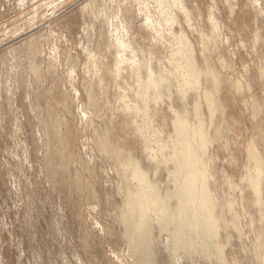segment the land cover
Segmentation results:
<instances>
[{
	"label": "rangeland",
	"instance_id": "rangeland-1",
	"mask_svg": "<svg viewBox=\"0 0 264 264\" xmlns=\"http://www.w3.org/2000/svg\"><path fill=\"white\" fill-rule=\"evenodd\" d=\"M175 1L187 13L176 9L178 24L169 27L155 0H0V264H208L204 250L189 258L158 228L151 247L142 242L145 256L130 251L137 236L128 199L137 186L126 162L133 155L160 190L172 191L169 169H157L148 156L171 152L172 110L185 115L194 103V95L182 101L176 86L170 99L145 108L135 99L139 77L132 63H142V78L158 75L170 67L181 34L199 65L214 66L224 81L227 104L218 120L228 148L214 143L207 155L212 151V173L218 170L212 178L218 184L211 182L217 214L225 223L235 215L240 222L221 229L226 261L264 264V177L260 206L245 180L255 169L250 143L264 168V0ZM148 9L162 23L160 34L145 26ZM119 41L141 49L134 54ZM137 106L145 110L136 113ZM138 126L146 128L148 145ZM100 143L111 145L110 153ZM228 204L233 214L222 212Z\"/></svg>",
	"mask_w": 264,
	"mask_h": 264
},
{
	"label": "bare ground",
	"instance_id": "bare-ground-1",
	"mask_svg": "<svg viewBox=\"0 0 264 264\" xmlns=\"http://www.w3.org/2000/svg\"><path fill=\"white\" fill-rule=\"evenodd\" d=\"M155 2H157L158 8L160 9V19L163 21L161 22L169 27L178 24V18L174 12L176 9L186 12V9L180 1L155 0ZM252 2L256 3L257 0H253ZM145 13V26L149 29L155 28V31L159 33L156 26L158 25L161 27L162 23L155 24L157 21H154L149 9ZM214 21L215 20H213V22ZM216 26H214V32L217 34ZM175 38L176 37H174V39ZM213 39L208 38L207 41L214 42L217 38L215 37V40ZM177 40L179 42L177 54H175L174 59L170 61V67L164 66L158 75H155L154 72L151 71L150 74H147L146 78H142V63L136 59L132 63L133 69L139 77L135 99L145 102V108H147L149 104L158 105V103L164 101L166 98L170 99L172 87L176 86L178 95L182 101H188L190 95H194V103L191 112H187L185 115H180L178 112L172 110L175 115V120L173 122L175 132L170 138V145H172L171 152L167 155L161 154V157L148 156L152 162L156 161L157 169H169L168 184L172 185V191H170L169 188L162 189L163 191L160 190L159 187L150 180V170L144 169L141 161L136 159L133 155H131L126 162V167L131 169L128 180L137 186V191L131 193L128 199V204L130 203L128 205L130 206L128 213L135 219V231L137 236V238L133 237L131 240L130 251L136 255L145 256L141 249L142 242L148 241L151 247V235H153L158 228L159 232L162 234L166 232V236L170 238L172 247L175 251H183L181 254L187 256L189 254L191 256H200L199 251L204 250V258L208 264H228L229 261H226L225 253L226 242H224L222 237L221 229L224 226H227L225 230L228 228L237 229L239 228L240 222L236 215H232V217L234 216V221H232L231 224L225 223L222 221L223 216H218L217 214V208L219 207L218 202L220 203V201H218L217 195L215 194V197L213 194L215 189L212 192L215 185H211V182L213 183L215 180H212L213 173L215 172L214 174H216L218 170H213L214 172L212 173L209 168V163L213 160L210 159L211 156L213 157V155H211L212 151L209 157L207 155V153H209L208 151H210L209 148L212 147L214 143L223 144L224 147L228 148L229 141L227 140L224 142V140H226L224 139L222 142L219 133V129L222 127L219 118L223 119L224 116L222 117L221 115L225 112L224 104H227L225 103L227 98L224 100L225 102L222 101L225 97L221 98L220 85H223L221 83L224 81L222 82L220 71L217 72L214 66L211 67L207 64L202 67L203 65H199V61L197 60V62L195 59L192 44L182 34ZM202 40L205 41L206 38L203 37ZM259 40L260 39L257 38V41ZM118 44L125 50L132 49L135 51L134 54L141 49L134 50L131 42L119 41ZM223 61L224 60H222V62ZM121 63L122 60L117 61V67L115 71L112 72V75L116 79L121 74V69L118 67V64ZM225 66L226 64L221 63L222 68H225ZM259 71V78L264 81V67ZM96 73L98 74L100 84H103L104 78L102 73L99 71ZM204 80L207 85L210 83V85H208L209 87L203 83ZM236 89L242 91L240 86H237ZM249 90H252L251 86H249ZM91 101H94L93 98H91ZM145 108L143 109L137 106L134 111L139 113L145 110ZM225 125L227 126V124ZM214 127L215 129L218 128V130L216 133L213 132L214 130L212 131L215 133L213 136V134L211 135L210 129ZM145 130L146 128L138 126L136 128V133L143 139L144 143L148 145L149 139L145 137ZM157 133L161 134L162 131L160 130ZM100 146L99 148L102 149L103 152L110 153L111 145L100 143ZM161 149L163 151L164 147ZM119 153L117 154V160L122 156V153ZM248 154L249 165L252 164L255 166V169H253L252 174L247 173L248 175L244 178L248 181L251 190L254 191L256 200L255 206H260L264 168L261 164H258L260 152L255 148L254 143H250ZM214 158L217 159L216 157ZM233 160L236 159L233 158ZM217 182L218 180L215 184H218ZM229 185L231 184L229 183ZM211 186H213V188H211ZM228 205V207L222 209V212H224V210L225 212L228 210L229 213H232V211L234 212L233 204ZM174 223L176 224L175 229L168 232L169 227ZM241 230L239 231L243 232ZM188 257L190 258V256ZM193 261L194 260H192V262ZM236 261L238 262L237 259ZM192 262H189V264H193Z\"/></svg>",
	"mask_w": 264,
	"mask_h": 264
}]
</instances>
